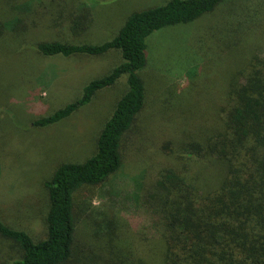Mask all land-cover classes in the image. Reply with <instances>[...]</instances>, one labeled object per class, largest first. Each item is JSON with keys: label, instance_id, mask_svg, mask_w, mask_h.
Masks as SVG:
<instances>
[{"label": "trees", "instance_id": "1", "mask_svg": "<svg viewBox=\"0 0 264 264\" xmlns=\"http://www.w3.org/2000/svg\"><path fill=\"white\" fill-rule=\"evenodd\" d=\"M223 2L168 0L132 12L107 41H30L28 47L26 38L20 40L45 14L28 0H0L3 61L12 44L44 57H97L111 50L121 54V62L86 83L78 99L36 118L32 126L43 128L67 118L97 91L125 77V88L101 124L91 156L61 163L43 182L44 237L35 241L0 219V237L21 251L11 264H264V25L247 20L249 16L237 22L240 37L221 50L224 56L237 52L238 58L237 67L225 71L215 106L208 105V86L215 90L209 85L217 71L213 62L207 61L200 85L185 92L188 105L182 113L194 131L179 141L184 156L179 158L173 145L161 146L165 160L119 181L133 184L125 196L114 191L120 208L101 211L74 200L81 188L100 186L127 165L122 144L144 106L140 73L148 63L149 38L191 24ZM81 18L71 30L79 28ZM25 68L17 72L24 74ZM195 166L202 170L194 172ZM208 172L215 175L205 181L201 177ZM127 213L131 221L123 217Z\"/></svg>", "mask_w": 264, "mask_h": 264}, {"label": "rangeland", "instance_id": "2", "mask_svg": "<svg viewBox=\"0 0 264 264\" xmlns=\"http://www.w3.org/2000/svg\"><path fill=\"white\" fill-rule=\"evenodd\" d=\"M167 1L28 0L31 8L45 15L40 22L37 18L35 26L30 25L33 28L20 41L26 38L28 47L30 41L101 43L114 37L132 12ZM78 17H82L79 28L71 30ZM246 17L264 25V0H224L193 23L157 31L149 38L148 63L140 73L145 85L144 106L122 144L128 153L127 165L108 182L78 190L74 195L77 204L101 211L120 208L117 195H127L133 184L129 181L123 186L119 181L165 160L161 146L173 145L174 153L184 156L179 141L187 140L194 131L182 113L188 105L185 92L192 84L200 85L207 61L213 62L217 71L209 85L215 90L208 86V105L215 106L213 99L222 88L225 71L237 67L238 58L237 52L224 56L221 50L240 37L238 23ZM12 45L4 61V53L0 54V85L5 84L0 89V219L39 241L44 237L42 216L47 204L43 182L61 163L82 162L91 156L101 124L125 88V77L97 91L67 118L36 128L33 120L78 99L86 83L121 62V54L111 50L97 57H44L25 46ZM24 65V74L17 72ZM214 175L208 172L201 178L208 181ZM123 217L131 221L128 213ZM20 255L13 241L0 237V264H11Z\"/></svg>", "mask_w": 264, "mask_h": 264}]
</instances>
